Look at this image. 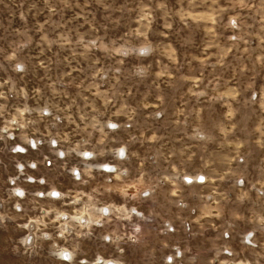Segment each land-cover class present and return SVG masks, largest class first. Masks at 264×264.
<instances>
[{"label":"rangeland","instance_id":"374dc122","mask_svg":"<svg viewBox=\"0 0 264 264\" xmlns=\"http://www.w3.org/2000/svg\"><path fill=\"white\" fill-rule=\"evenodd\" d=\"M109 262L264 264V0H0V264Z\"/></svg>","mask_w":264,"mask_h":264},{"label":"bare ground","instance_id":"6f19581e","mask_svg":"<svg viewBox=\"0 0 264 264\" xmlns=\"http://www.w3.org/2000/svg\"><path fill=\"white\" fill-rule=\"evenodd\" d=\"M99 263V262H98ZM107 264H113L112 262H109V263H107Z\"/></svg>","mask_w":264,"mask_h":264}]
</instances>
